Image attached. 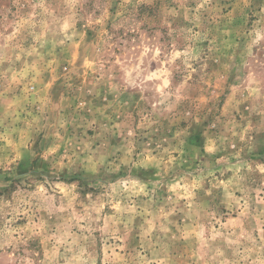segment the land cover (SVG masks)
Instances as JSON below:
<instances>
[{"label": "rangeland", "instance_id": "1", "mask_svg": "<svg viewBox=\"0 0 264 264\" xmlns=\"http://www.w3.org/2000/svg\"><path fill=\"white\" fill-rule=\"evenodd\" d=\"M0 264H264V0H0Z\"/></svg>", "mask_w": 264, "mask_h": 264}]
</instances>
